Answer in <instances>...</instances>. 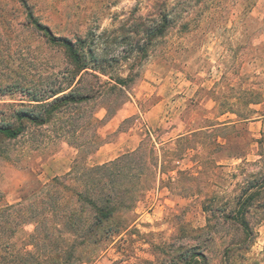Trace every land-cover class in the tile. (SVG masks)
Listing matches in <instances>:
<instances>
[{
    "label": "rangeland",
    "instance_id": "1",
    "mask_svg": "<svg viewBox=\"0 0 264 264\" xmlns=\"http://www.w3.org/2000/svg\"><path fill=\"white\" fill-rule=\"evenodd\" d=\"M26 6L0 0V123L24 125L15 138L0 136L5 264H20L33 229L18 206H9L62 176L76 158L82 167L98 164L91 159L96 150L130 129L139 139L135 149L150 130L155 184L124 229L76 249L73 263L264 264V0H26ZM164 13V34L150 41ZM33 19L55 36L97 40L98 53L117 57L99 80L84 76L80 86L91 88L93 99L61 108L43 124L16 117V110H40L21 90L57 83L68 65ZM128 73L123 87L103 83ZM125 103L136 114L105 131L102 123Z\"/></svg>",
    "mask_w": 264,
    "mask_h": 264
},
{
    "label": "trees",
    "instance_id": "2",
    "mask_svg": "<svg viewBox=\"0 0 264 264\" xmlns=\"http://www.w3.org/2000/svg\"><path fill=\"white\" fill-rule=\"evenodd\" d=\"M21 1L28 9L26 0ZM28 14L33 17L31 10ZM168 19L167 13H164L161 15L162 23L151 26L150 41L164 34ZM32 21L34 26L63 50L68 65L62 80L57 83L47 82L34 89L21 90L30 101L37 103L35 105L40 110H16V117L43 124L49 121L48 115L57 113L61 108L88 103L93 99L92 89L80 86L84 76L90 75L99 80L97 73L106 75L105 68L115 63L117 57H107V52L98 53L97 40L88 41L79 36L72 40L65 36H55L47 25L35 19ZM133 47V50L143 51L140 44ZM100 50L104 52L107 46ZM129 77L130 73L116 79L109 76L110 81L104 80L103 83L110 85V90H113L117 85L123 87ZM111 81L114 83L111 84ZM4 91L5 88H0L1 93ZM102 93L103 90H100L97 95ZM23 130L22 124L13 126L0 123V136L5 138H15ZM149 134L142 139L139 148L121 153L107 162L82 167L81 162L74 159L70 169L62 176H54L38 192H28L19 202L9 206H18L22 222L33 225L32 231L27 233L25 250L18 262L76 264L73 263L79 259L75 255L76 249L96 244L102 238L118 234L124 229V224L132 216L135 203L155 184L157 168L152 162L154 146ZM164 163L160 166V172L163 173L167 168ZM5 224L6 221L2 219L1 232ZM5 262L6 257L0 254V264Z\"/></svg>",
    "mask_w": 264,
    "mask_h": 264
},
{
    "label": "crops",
    "instance_id": "3",
    "mask_svg": "<svg viewBox=\"0 0 264 264\" xmlns=\"http://www.w3.org/2000/svg\"><path fill=\"white\" fill-rule=\"evenodd\" d=\"M126 106H128L126 108ZM131 107V106H130ZM136 110L129 108V105L125 103L117 109V111L108 119L102 123V128L105 131L112 129V131H117L118 126L125 119L134 116ZM119 134H124L120 136ZM138 137L137 134L130 129L127 132H119L118 137L109 143H105L99 147L98 150L91 156L92 161L95 163L101 164L107 161L114 159L117 156L118 150L121 151H132L138 146Z\"/></svg>",
    "mask_w": 264,
    "mask_h": 264
}]
</instances>
